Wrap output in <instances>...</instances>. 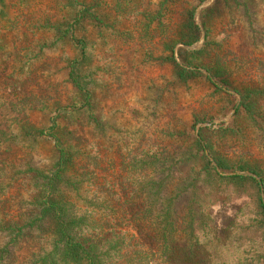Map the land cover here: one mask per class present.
I'll return each mask as SVG.
<instances>
[{
	"label": "rangeland",
	"instance_id": "obj_1",
	"mask_svg": "<svg viewBox=\"0 0 264 264\" xmlns=\"http://www.w3.org/2000/svg\"><path fill=\"white\" fill-rule=\"evenodd\" d=\"M213 2L0 0V130L9 138L0 148L2 152L9 145L0 155L6 163L0 170V217L5 215L0 218V249L8 250L0 255V264H50L43 259L50 249L49 241L42 245L44 238L49 240L47 223L28 224L36 209L27 204L33 206L37 201L34 188L38 185L34 175L24 171L52 170L58 146L84 144V159L93 164L89 168L95 173L98 188L116 193L120 208L111 218L115 228L122 231L121 235L126 231L132 235L138 228L131 220L135 211L130 203L145 202L147 197L132 195L131 190L138 189L141 175L165 169V165L150 166L147 160L176 159L183 136L190 137L200 127L220 133L217 128L232 118L233 125L247 127L243 117H233L239 103L234 92L223 89L224 95L204 81L180 83L172 77L174 65L183 64V50L203 45L200 12ZM190 12L200 34L196 43L184 45ZM203 26L207 41L215 47L205 58L207 67L221 69L238 88L264 83V0H217L215 12ZM74 63L81 64L78 73L89 95L87 102L67 83ZM67 105L84 111L73 112ZM62 112L78 114L75 122L82 131H73L77 125ZM257 132L249 129L245 133L249 143L229 132L227 136L239 138L242 144L219 150L241 163L260 160L264 157V139L256 136ZM170 171L176 174V165ZM66 177L71 182V168ZM231 195L235 193L229 192ZM102 200L110 201L105 194ZM249 207L224 197L210 209L214 234L224 236V242L217 243L216 263L238 264L242 251L264 254L263 235L241 234L238 228L242 208ZM124 211L127 215L122 218ZM8 220L17 221L18 226L25 223L30 232L36 227L40 235L29 233L20 241L18 232L5 231L14 223ZM12 237L17 240L15 246Z\"/></svg>",
	"mask_w": 264,
	"mask_h": 264
},
{
	"label": "trees",
	"instance_id": "obj_2",
	"mask_svg": "<svg viewBox=\"0 0 264 264\" xmlns=\"http://www.w3.org/2000/svg\"><path fill=\"white\" fill-rule=\"evenodd\" d=\"M216 5L217 0H214L211 6L200 12V24L205 32L204 43L200 48L183 50V64L174 65L172 77L180 83L204 81L215 92L224 95L223 89L231 90L238 96L239 102L236 109L232 108L235 109L233 117H243L248 123L247 127L233 125V118L226 126L217 128L220 133L200 127L190 137L183 136L176 159H163L166 163L155 158L147 160L148 165H165V169H154V172L141 175L138 189L131 190L132 195L138 193L147 197L145 202L130 203L135 211L131 220L138 228L132 235L127 231L121 235L122 231L115 228V219L111 218L115 213L117 215V209L120 208V204L116 203V193L112 189L98 188L95 173L89 168L93 164L89 165L84 159V144L79 142L72 145L70 142L68 145L64 143L58 146L57 160L52 170L46 172L29 168L24 171V174L34 175L37 179L35 184L38 185L37 188L33 185L34 193L38 195L37 201L33 206L27 204L36 209L34 218L28 224L43 221L49 227V240H42V245L49 241L50 247L46 254V251L41 253L44 254V261L50 264H221L215 262L216 248L218 242H224V236L214 234L209 211L224 197L237 199L250 206L247 210L242 208L244 212L239 214L242 216V222L238 226L241 234L259 232L264 237V157L260 160H243L242 163L240 159L233 158L232 163L219 150V147L242 144L239 138L231 139V136H239L244 142L248 136L245 133L249 129L257 130L256 136L264 139V83H252L238 88L234 81L221 73V69H211L205 65V58L211 55L215 47L211 41H207L203 25L208 16L215 12ZM191 12L186 16L189 22L184 28V45L196 43L200 34L193 24ZM80 65L74 63L67 75V83L76 91V95L80 94L87 102L89 95L84 91L86 89L82 76L78 73ZM87 106L85 104V110L88 109ZM67 107L76 113L84 111L82 107ZM62 113L70 115L71 123L77 125L75 119L78 114L72 116L71 112ZM72 130L78 132L82 128L77 125ZM229 132L231 136L226 135ZM5 133L6 131L0 130V148L9 141ZM249 142L247 139V143ZM8 146H5L0 155L9 150ZM4 164L5 161L0 159V170ZM175 165L176 174L170 171ZM69 168L72 173L71 182L66 179ZM246 173L255 177L245 176ZM28 185L32 188V183ZM226 187H231L229 192L235 195L228 196L229 192L224 191ZM97 194L100 197L98 202L95 200ZM104 194L109 196L110 201L102 200ZM136 198L139 199L140 196ZM24 214L20 213V216ZM124 214L127 215V212L122 213V218ZM8 221L14 223L9 228L6 227L5 231L10 229L11 232H18L20 241L29 233L40 235L36 227L30 232L25 223L18 226L15 223L17 221ZM13 238L10 240L15 246L17 240ZM236 241L239 242L240 239L236 238ZM7 252L6 247L0 249V255ZM259 254L261 255L254 256L242 251L238 264H264V254Z\"/></svg>",
	"mask_w": 264,
	"mask_h": 264
}]
</instances>
